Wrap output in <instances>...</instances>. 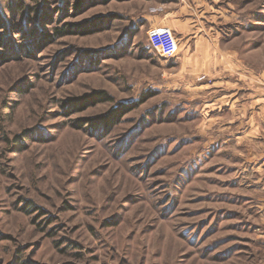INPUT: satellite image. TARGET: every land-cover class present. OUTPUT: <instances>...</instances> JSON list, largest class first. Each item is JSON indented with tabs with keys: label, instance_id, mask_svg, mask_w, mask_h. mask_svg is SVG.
<instances>
[{
	"label": "rangeland",
	"instance_id": "rangeland-1",
	"mask_svg": "<svg viewBox=\"0 0 264 264\" xmlns=\"http://www.w3.org/2000/svg\"><path fill=\"white\" fill-rule=\"evenodd\" d=\"M0 264H264V0H0Z\"/></svg>",
	"mask_w": 264,
	"mask_h": 264
},
{
	"label": "built area",
	"instance_id": "built-area-1",
	"mask_svg": "<svg viewBox=\"0 0 264 264\" xmlns=\"http://www.w3.org/2000/svg\"><path fill=\"white\" fill-rule=\"evenodd\" d=\"M151 39L157 50L166 58H173L176 55V41L174 35L168 27H159L151 31Z\"/></svg>",
	"mask_w": 264,
	"mask_h": 264
},
{
	"label": "bare ground",
	"instance_id": "bare-ground-1",
	"mask_svg": "<svg viewBox=\"0 0 264 264\" xmlns=\"http://www.w3.org/2000/svg\"><path fill=\"white\" fill-rule=\"evenodd\" d=\"M204 49V48H203ZM203 49H202V53H203ZM206 61V60H205ZM198 63V62H197ZM199 64V63H198ZM196 66H197V64H196ZM199 67V66H198ZM206 68V67H205Z\"/></svg>",
	"mask_w": 264,
	"mask_h": 264
},
{
	"label": "crops",
	"instance_id": "crops-1",
	"mask_svg": "<svg viewBox=\"0 0 264 264\" xmlns=\"http://www.w3.org/2000/svg\"><path fill=\"white\" fill-rule=\"evenodd\" d=\"M196 62H200V65H201V61L197 60Z\"/></svg>",
	"mask_w": 264,
	"mask_h": 264
}]
</instances>
